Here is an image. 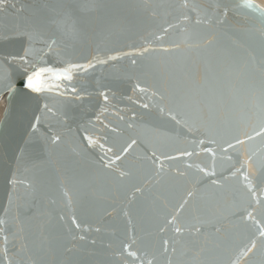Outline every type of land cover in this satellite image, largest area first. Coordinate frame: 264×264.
Instances as JSON below:
<instances>
[{"label": "water", "instance_id": "obj_1", "mask_svg": "<svg viewBox=\"0 0 264 264\" xmlns=\"http://www.w3.org/2000/svg\"><path fill=\"white\" fill-rule=\"evenodd\" d=\"M262 13L258 0H5L0 264H264ZM69 64L93 67L68 81ZM40 68L56 71L27 88ZM184 199L187 230L161 232Z\"/></svg>", "mask_w": 264, "mask_h": 264}, {"label": "snow or ice", "instance_id": "obj_2", "mask_svg": "<svg viewBox=\"0 0 264 264\" xmlns=\"http://www.w3.org/2000/svg\"><path fill=\"white\" fill-rule=\"evenodd\" d=\"M4 3H5V0H0V6L4 5ZM245 6L248 7V8H255V6L253 4H251V3H246ZM262 14H264V13H262ZM25 38L29 42H31L34 39V37H33V35L31 33H25ZM44 43H45V46L48 49V51H51L53 49V47L55 46L56 41H55V39H50L49 41H45ZM24 59H25L24 57H21V60H24ZM110 59H115V57H110ZM98 63H103V61H98ZM133 63H135V61H133ZM91 67H93L92 64H88L87 66L78 65V64H69L67 68H64V69L61 70L62 73H63L62 78L66 79L68 81H71L72 80V75H71V70L72 69H80V70H83V71H87V69L91 68ZM55 71H56L55 69H51V68H40V69H37L34 73L27 75V80H26V85L25 86L27 88H29V89H33L35 91H40V89L35 88L34 76L35 77H40L42 73L55 72ZM22 83H24V82L22 81ZM141 90H143V89H141ZM66 91H70L71 93L75 94L77 90L75 88H70V89H66ZM104 99H105V101H107V99H108L107 95H104ZM45 107H47V106H45ZM144 107H147V105H144ZM161 111H163V109H161ZM168 115L171 117L172 120H177L176 115H173L171 111L168 112ZM177 122L179 123V121H177ZM262 134H264V126H261L260 131L256 133L257 136L262 135ZM86 139H88L89 144L93 143V141H92V139L90 137H86ZM248 139H251V137H249ZM58 140H59V137H55L53 139V143L57 142ZM136 143H137L136 140H132L130 143L127 144L126 147H123L121 149V153L119 155L113 154V157L108 159L107 163H105L104 166L106 168L112 167V165L116 161L121 160L122 156L127 154L129 152V150L132 149L134 145H136ZM201 143H203V141H201ZM236 143L240 144V143H243V141L237 140ZM99 147H101L103 149L105 146L103 144H100ZM229 147H231V145H229ZM106 151L107 152H112L113 150H112L111 147H109V148L106 149ZM206 151L211 152L212 150L211 149H206ZM153 155H155V154H153ZM181 155H183V156H191L192 153L191 152H183V153H181ZM213 155H214V153H213ZM166 159H172V158L171 157H166ZM102 162H103V158H102ZM160 171H163L162 167H161ZM199 171L202 172L205 176H214L215 175L214 171L209 172L208 170L203 169V168H200ZM128 175H130V173L125 172V171H119V177H121V178L127 177ZM181 175H183V173H181ZM233 175H235V173H233ZM245 180H249L248 176H245ZM15 182H16L15 180L12 181L13 184H15ZM212 183L213 184H217L218 181L214 180V181H212ZM247 187H248V190L252 192V195L255 196V191L253 190V185H252L251 181H249ZM137 193H141L142 194V188L141 187H134V191L132 193L133 198H135ZM65 196L68 197V193L67 192H65ZM192 196H193L192 192H188L187 193V197L190 198ZM69 202H71L70 198H69ZM257 203H259V201H257ZM187 204H188V200L184 199L182 203H179L178 206H175V209H174L175 214L169 213L170 219L168 217H165L166 224H165V226H162L160 228L161 232L165 231V227L169 226V225L173 227L175 233H177V234H180V233H182V232L187 230V228L181 227L178 224L179 214L185 209ZM165 206H166V204H165ZM123 215L125 217H128L129 213L127 211H124ZM247 217L249 219H253L255 223H257V224L259 223V221H255V218L253 216V212H248L247 213ZM2 223H4V222L2 220H0V224H2ZM72 223L77 228L80 227V224L77 223L75 217L72 218ZM129 223H131V219H129ZM187 227L193 228L196 232L200 231L199 228H195L193 225H188ZM0 231H3V229H0ZM97 231H99V229H97ZM259 235L261 237H264V230H260L259 231ZM83 238L84 237H81V239H83ZM132 244H135V241H132ZM132 244H125L124 245V249H125V251L127 252V254L130 257L139 259L140 257H138L137 251H131ZM250 245L251 246L247 247L246 251H242V253H241L242 256H247L248 253L252 252L253 249L256 248V241L254 239L251 240L250 241ZM162 248H163V251H162L161 255H163L164 253H167L169 251V241L164 240L163 243H162ZM172 251L175 252L176 249L173 247ZM5 258L8 259L7 258V254H5ZM154 260H155V257H153V259H149V260H146V261L142 260L141 264H154ZM8 264H12L10 259L8 260ZM167 264H173L172 260L168 259L167 260ZM235 264H239V262L236 261Z\"/></svg>", "mask_w": 264, "mask_h": 264}, {"label": "bare ground", "instance_id": "obj_3", "mask_svg": "<svg viewBox=\"0 0 264 264\" xmlns=\"http://www.w3.org/2000/svg\"><path fill=\"white\" fill-rule=\"evenodd\" d=\"M260 1H261V0H260ZM260 1H259V2H260ZM260 3H261V2H260ZM5 107H6V98L3 97V98L0 100V114H2L1 117H0V120H1V118H2V116H3V112H4Z\"/></svg>", "mask_w": 264, "mask_h": 264}, {"label": "rangeland", "instance_id": "obj_4", "mask_svg": "<svg viewBox=\"0 0 264 264\" xmlns=\"http://www.w3.org/2000/svg\"><path fill=\"white\" fill-rule=\"evenodd\" d=\"M258 1H260V0H258ZM260 2H261V4L264 6V0H261ZM1 115H2V114H0V117H1Z\"/></svg>", "mask_w": 264, "mask_h": 264}]
</instances>
